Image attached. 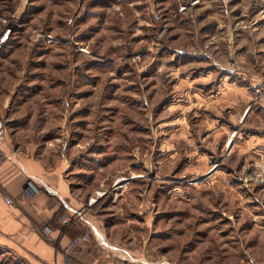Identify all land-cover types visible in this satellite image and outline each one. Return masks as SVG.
I'll list each match as a JSON object with an SVG mask.
<instances>
[{"label": "rangeland", "instance_id": "374dc122", "mask_svg": "<svg viewBox=\"0 0 264 264\" xmlns=\"http://www.w3.org/2000/svg\"><path fill=\"white\" fill-rule=\"evenodd\" d=\"M5 34L33 47V92L81 113L83 146L96 145L109 172L95 191L127 190L125 207L146 206L150 226L169 217L172 246L186 257L217 215L203 208L218 198L203 194L202 178L236 157L238 116L259 101L251 93L264 83V0H0ZM132 175L142 180L129 184ZM6 255L0 264H14Z\"/></svg>", "mask_w": 264, "mask_h": 264}, {"label": "crops", "instance_id": "0c3cea01", "mask_svg": "<svg viewBox=\"0 0 264 264\" xmlns=\"http://www.w3.org/2000/svg\"><path fill=\"white\" fill-rule=\"evenodd\" d=\"M11 35L0 51V115L4 119L0 133V251L14 264H60L69 241L86 230L92 232L91 242L78 244L69 252L83 264H208L211 259L219 264H264V158H259L264 154L262 81L252 82L251 97L259 100L255 107L248 105L238 116L242 124L236 125V157L218 168L210 167L202 178L207 181L203 194L218 198L217 205L203 207L208 217L217 214L215 224L208 226L203 221L202 240L193 236L192 247L183 258L184 250L172 246L174 226H167L169 217L158 215L150 226L146 206L144 211L141 204L133 210L125 207L127 190H108L89 204L108 178L106 163L96 154V145L84 148L81 113L75 112L72 118L61 102L51 106L49 96L33 92V47L15 42ZM262 71L258 78H264ZM231 87L229 100L237 107L242 102V87L235 83ZM219 93L222 96L216 102L223 106L226 90ZM253 165L258 168L248 173ZM138 176L127 177L129 184L142 180ZM138 199L143 197L139 194ZM64 209L85 213L66 227L57 222ZM45 224L52 228L49 238L39 231ZM152 227L154 237L148 232ZM114 243L121 247H113ZM199 244L205 245L202 252L195 247Z\"/></svg>", "mask_w": 264, "mask_h": 264}, {"label": "built area", "instance_id": "2783aa9c", "mask_svg": "<svg viewBox=\"0 0 264 264\" xmlns=\"http://www.w3.org/2000/svg\"><path fill=\"white\" fill-rule=\"evenodd\" d=\"M5 42H6V34L0 36V51L3 47V45L5 44ZM3 129H4V119L0 115V133H2ZM125 180H126V178H125ZM117 182H118V180H117ZM124 183H122V185H124ZM118 185H121V183H119ZM103 194H104V192H102V191L95 192V195H93L89 198V204L91 205V203H94L97 200V197L102 196ZM5 200L8 203L11 202V199L8 197H6ZM84 213H85L84 211H80V210L76 211V210L64 209V211L62 213H60V215L57 217V222L60 225L67 227V226H70L73 223H75L80 218H82ZM39 231L41 232V234L45 238H49V236H50L49 234L52 232V228L48 224H45L41 228H39ZM92 237H93V235H92L91 230H86L81 235L73 237L69 241L68 245L63 249L64 258L62 259L60 264H83V263L77 261L76 259L71 258L69 256V252L72 248H74L75 246H78V244H87V243L91 242ZM113 247L120 248L121 245L118 243H114Z\"/></svg>", "mask_w": 264, "mask_h": 264}]
</instances>
